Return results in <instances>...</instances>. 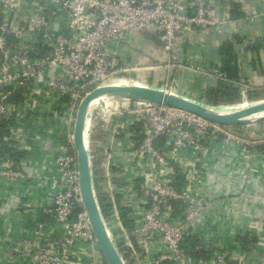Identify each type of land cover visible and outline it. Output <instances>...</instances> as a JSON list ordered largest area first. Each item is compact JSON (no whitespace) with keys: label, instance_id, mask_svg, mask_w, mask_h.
<instances>
[{"label":"built area","instance_id":"1","mask_svg":"<svg viewBox=\"0 0 264 264\" xmlns=\"http://www.w3.org/2000/svg\"><path fill=\"white\" fill-rule=\"evenodd\" d=\"M234 3L0 0V140L9 149L0 152V179L12 186L26 178L11 157L12 150L27 151V124L43 120L56 126L61 138L52 153L56 167L50 183L52 201L41 209L52 224L38 221L33 238L23 235L7 245L8 264H70L86 249L91 264H107L80 192L74 146L79 105L108 82L146 84V77L133 75L143 70L140 62H121L119 45L131 33L158 37L160 64L170 74L182 65L180 36L237 21L231 15ZM189 68L216 83L226 78L210 65L192 63ZM168 81L159 88L174 92L175 82ZM86 123L94 191L124 264H264V246L248 261L236 257L232 248L216 250L201 240L196 249L207 257H195L186 249L200 239L195 230L202 216L231 199L227 189L211 183L207 145L222 136L250 156V149L264 143L263 135L166 104L125 99L98 100ZM247 167V176L259 173L251 162ZM212 189L217 195L207 192ZM100 195L109 206L106 215ZM251 233L258 241L264 239L253 227L238 235Z\"/></svg>","mask_w":264,"mask_h":264},{"label":"crops","instance_id":"2","mask_svg":"<svg viewBox=\"0 0 264 264\" xmlns=\"http://www.w3.org/2000/svg\"><path fill=\"white\" fill-rule=\"evenodd\" d=\"M235 2L231 15L237 17V21L227 27L195 30L180 36L182 65L175 68L172 76L168 72L165 74L160 64L163 62V53L158 37L154 34L144 36L133 33V40L128 38L125 43H121L122 64L140 62L144 68L133 74L135 77H146V84L155 87H160L167 80L174 81L175 90L179 94L201 101L205 100L203 96L217 83L213 77L190 69V64L210 65L217 69L216 66H221L224 60L220 54L221 46L233 41L239 73L246 82H243L242 91L244 87L264 90V0ZM235 36L241 42H235ZM251 128L250 131H256L264 137V124H256ZM59 133L56 126L46 124L43 120L30 122L27 124V151L12 150L11 158L24 170L26 178L12 186L4 184L5 181L0 179V264L10 262L7 245L14 239L23 235L34 237L36 222L52 224L41 209L52 201L50 183L56 174L52 153L61 141ZM250 152L249 156L248 150L235 143H228L223 137L207 145L211 183L227 189L231 199L218 202L217 207L202 216L195 230L200 238L198 241L212 245L216 250L222 246L232 248L235 256L244 261L258 257L261 251L259 248L264 246V239L258 241V237L253 243L255 247L241 240L250 239L252 233L238 235L240 230L253 227L256 232L259 231V235L263 233L264 238V149H250ZM250 162L259 168V173L247 176ZM207 192L217 195L214 189ZM11 229H15L14 234L10 233ZM90 260L91 252L86 249L79 259L70 264H91Z\"/></svg>","mask_w":264,"mask_h":264},{"label":"water","instance_id":"3","mask_svg":"<svg viewBox=\"0 0 264 264\" xmlns=\"http://www.w3.org/2000/svg\"><path fill=\"white\" fill-rule=\"evenodd\" d=\"M175 70V68L171 69L170 76L174 74ZM163 71L165 74L167 73V70L164 69ZM244 90L248 91L250 89L244 87L243 91ZM116 99L166 104L195 113L209 121L223 126H244L246 132H249L253 125L264 121V100L253 103L242 102L236 105H226L230 106V109L225 111L219 109L220 106H211L204 102L183 96L176 90H174V92H168L163 88L148 84L125 85L108 82L89 93L82 100L78 108L74 126V146L78 159L81 197L91 227L97 237L107 264H124V262L111 241L104 217L97 202L91 172L89 142L86 138L85 129L90 109L98 100Z\"/></svg>","mask_w":264,"mask_h":264},{"label":"trees","instance_id":"4","mask_svg":"<svg viewBox=\"0 0 264 264\" xmlns=\"http://www.w3.org/2000/svg\"><path fill=\"white\" fill-rule=\"evenodd\" d=\"M234 38L235 42H241L238 36H235ZM233 45V41H229L228 43H224V45L221 46L220 54L224 56V60L223 63H221V66H216V68L223 71L226 74V78L220 79L217 82V85L210 88L203 96L205 99L204 101L211 106L234 105L243 102L244 95L242 86L243 82H246L242 80V77L239 73L237 53H235ZM262 94L263 93L260 90H248L246 92V98H248L250 101H258ZM0 142L2 143L0 152L8 151L9 149L7 144L2 140H0ZM256 148L264 149V145L257 144ZM104 199V195L99 196L101 207L104 214L106 215L107 211L109 210V206L104 204ZM255 238L256 237L253 236L250 239L243 238L241 240H245V242L248 244H253L256 242ZM199 242L200 241L198 240L189 242V245L186 247L187 251L195 257H207V253L205 251L202 249L197 250L195 248V245L197 243L199 244Z\"/></svg>","mask_w":264,"mask_h":264},{"label":"rangeland","instance_id":"5","mask_svg":"<svg viewBox=\"0 0 264 264\" xmlns=\"http://www.w3.org/2000/svg\"><path fill=\"white\" fill-rule=\"evenodd\" d=\"M131 35V36H130ZM129 35V38H130V40L132 39H134V38H132V33ZM264 89V88H263ZM262 91V93L264 94V90H261ZM262 94V96L260 97V99L258 100V101H262V100H264V95ZM243 102H248V103H253V102H257V101H250V100H248V98H246V96H244V99H243ZM220 107H219V109H221V110H224V108H226L225 109V111L226 110H229L230 109V106H226V105H219ZM228 107V108H227ZM259 124H264V121L263 122H261V123H259ZM239 127V129H240V131H242L243 129H244V126H238Z\"/></svg>","mask_w":264,"mask_h":264},{"label":"bare ground","instance_id":"6","mask_svg":"<svg viewBox=\"0 0 264 264\" xmlns=\"http://www.w3.org/2000/svg\"><path fill=\"white\" fill-rule=\"evenodd\" d=\"M228 108V107H227ZM226 108H224V110H225ZM86 131H87V127H86V129H85V134H86Z\"/></svg>","mask_w":264,"mask_h":264}]
</instances>
